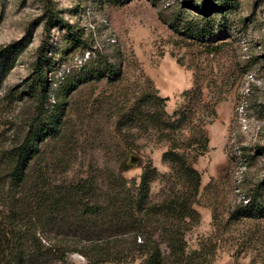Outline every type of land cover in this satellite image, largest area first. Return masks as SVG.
Wrapping results in <instances>:
<instances>
[{"label":"rangeland","instance_id":"obj_1","mask_svg":"<svg viewBox=\"0 0 264 264\" xmlns=\"http://www.w3.org/2000/svg\"><path fill=\"white\" fill-rule=\"evenodd\" d=\"M199 1L0 0V46L11 47L0 59V151L36 112L33 98L19 93L44 43L50 89L37 106L52 107L61 81L74 89L57 135L40 145V165L61 182L105 170L138 181L147 160L168 173L161 156L171 131L137 121L119 132L116 120L139 97L148 99L142 109H161L168 122L190 108L174 137L182 141L201 127L208 142L193 161L200 173L199 219L185 233L187 246L215 244L211 264H257L264 256V0H228L226 10L212 16L216 40L210 43L186 38L165 22L174 12H193L188 2ZM44 3L72 34L58 25L44 29ZM105 64L118 68L116 80L104 75ZM162 186L154 182L151 194ZM251 196L262 216L230 218ZM82 262L73 251L56 264Z\"/></svg>","mask_w":264,"mask_h":264},{"label":"trees","instance_id":"obj_2","mask_svg":"<svg viewBox=\"0 0 264 264\" xmlns=\"http://www.w3.org/2000/svg\"><path fill=\"white\" fill-rule=\"evenodd\" d=\"M188 3L193 12H174L165 22L186 38L200 43L214 42L212 16L224 12L230 2ZM43 19L45 30L56 25L70 30L69 24L47 3ZM10 49L9 44L0 46V59ZM44 52L43 43L36 49L31 77L19 93L33 98L36 112L17 128L0 151V264L66 263L67 254L73 251L84 257L80 264H125L137 258L138 264H211L215 244L202 241L197 248H188L185 239V233L199 219L194 203L200 173L193 161L206 149L208 138L201 127L197 128V135L182 141L174 137V132L193 110H178L174 113L177 117L168 122L161 118L163 110L157 113L142 109L148 99L139 97L116 120L119 132L137 121L157 123L159 128L171 131L167 138L169 148L161 156L169 166L168 173H159L147 160L138 181L105 170L61 182L48 166L40 165V145L57 135L74 84L61 81L53 91L52 107L37 106L50 89ZM117 69L105 64L103 72L114 81L120 76ZM196 89L199 91V86ZM153 99L165 100L160 96ZM156 181L163 186L153 196L151 186ZM253 215L262 216V210L252 196L229 212L230 218ZM257 264H264V256Z\"/></svg>","mask_w":264,"mask_h":264}]
</instances>
